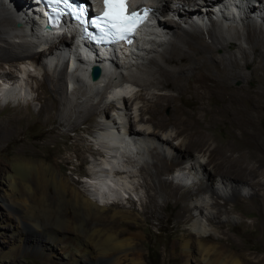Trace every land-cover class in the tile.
<instances>
[{
	"label": "bare ground",
	"instance_id": "1",
	"mask_svg": "<svg viewBox=\"0 0 264 264\" xmlns=\"http://www.w3.org/2000/svg\"><path fill=\"white\" fill-rule=\"evenodd\" d=\"M203 1L205 12L209 13L210 0H147L155 15H164L158 24L167 33L170 42L166 46L164 42L155 45L151 38L145 49L136 47L133 53L126 55L123 63L150 55L151 65L139 68L141 73L129 69L132 70L127 72L130 87L138 86L140 89L128 98H124L126 95L122 97L121 107L118 106L120 109L110 113L108 104L102 105L112 83L109 71L100 70V76L107 79L105 83L98 79L92 81L90 86L84 84L90 58L81 59L82 70L79 73L83 78H77L79 86H75L72 92L68 91L63 76L66 69H61L60 65L81 50L75 35L71 34L66 42L63 41L69 49L68 54L61 47L62 42L55 40L48 50L44 49L43 44L51 43V40L40 43L44 53L34 52L38 39L30 41L27 38L34 32L41 37L43 28L40 19L23 20L31 0H0V41L4 43L0 44V65L7 63L19 70L17 64L25 61L39 64L42 56L45 71L42 77L28 74V81H25L16 77L14 69L3 70L1 75L4 78L11 75L14 81L1 79L3 77L0 75V93L15 95L24 92L27 96L31 89H36L32 84L35 78L42 79L40 86H46L43 96L41 94L27 100L13 96L6 104L0 105V110L11 108L15 113H20L21 116L14 117L19 123L29 120L23 114L34 112L37 116L46 114L48 122L68 125L94 119L100 115V108L103 107L106 110L103 117L107 120L100 121L96 142L103 147L97 150V154L106 156L100 161L93 159V163L109 167L125 165L126 170L115 172L121 175L119 182L134 193L145 187L150 197L149 202H144L146 207L152 202L161 208L156 198L158 194L165 195V203L170 200L187 202L193 196V199L197 198L196 203H186L172 215L174 218H184L187 213H192V217L196 211L201 217L194 223L195 234H187L181 242L182 264H264V254L260 256L258 251L253 257L227 247L223 243L227 237L219 231L226 228V223L232 217L235 210L232 203L243 200L247 195L260 198L259 206L264 211V184L234 176L230 177L232 181L220 174L223 185L215 187L209 183L213 172L209 168L211 156L207 153L214 146L212 153L224 160L220 165L226 170L264 171V133L259 126V121L264 117V25L255 18L245 16L240 20L244 30H236L233 34L232 30L214 21L208 29L195 27L189 21L190 13L184 10L172 14L174 6L179 4L197 6L198 13ZM144 2L130 0L129 7L141 6ZM261 4L264 5V0ZM247 9L249 12H260L256 5H249ZM19 21L22 22L20 30L23 33L15 28ZM173 27L178 31H173ZM203 30H206L208 38ZM153 35L150 34L151 37ZM14 37L21 41L12 40ZM240 39L244 40L245 45ZM230 45H235V49H230ZM158 47L161 51L156 56L155 48ZM111 56L108 52L100 55L103 60H109ZM116 70L121 72L123 69L117 66ZM126 88L129 87L119 88L117 93ZM164 88L176 93L172 94ZM179 98L194 100L196 107L185 111L180 108ZM37 101L41 104L39 110L33 106ZM113 103L110 108L116 105ZM166 109L171 110L170 115L165 114ZM148 121L158 124L154 126ZM161 122H169L173 128H167ZM224 122L229 125L232 140L221 143L213 129ZM11 123L14 122L7 123L8 127L0 125V140L15 134ZM126 135L133 137L131 147L137 158L144 159L146 153L151 156L155 171L146 161L138 170L139 159H132L128 153L120 151L123 146L121 139ZM182 148L190 155L199 150L197 155L184 162L186 172L183 179L188 186H176L162 177L169 170L170 161L181 163L180 157L184 154H179L177 150ZM118 159H121L120 163ZM11 164L13 170L5 179V186L1 187L6 193L2 201L6 205H15L16 210L15 217L10 213L0 215V237L4 239V245L9 246L6 249L0 247V262L4 263L29 249L47 264H147L143 249L139 246L142 234L130 233L118 227L120 221L135 223L141 214L132 207L113 203L116 197L110 199L105 195L106 188L111 191L112 180L99 176L91 181V185L86 184L83 190L45 160L18 156ZM196 173L199 177L192 176ZM138 177L142 181L136 182ZM248 187H251V192H246ZM51 189L55 190L54 195L50 193ZM70 207L71 216L68 215ZM43 216L50 220L48 225L39 224L45 219ZM223 217L226 219L223 220ZM23 222H29L32 229L24 226V232L21 226ZM50 226L53 228L47 229ZM39 231L48 232L50 237L45 238L47 235L39 234ZM35 232L36 237L32 234ZM29 239L33 241L32 244L27 241ZM44 242L49 246H44ZM55 249L62 252L58 254Z\"/></svg>",
	"mask_w": 264,
	"mask_h": 264
},
{
	"label": "rangeland",
	"instance_id": "2",
	"mask_svg": "<svg viewBox=\"0 0 264 264\" xmlns=\"http://www.w3.org/2000/svg\"><path fill=\"white\" fill-rule=\"evenodd\" d=\"M27 2H30V0H27ZM214 22H211V25L207 27L206 29L211 28ZM19 23L21 26L20 21ZM181 24L185 26L183 23ZM15 28L20 33H23V31L20 30L21 28L19 27L18 24L15 25ZM224 28L232 30L233 34H235L237 30L235 28H228V27H224ZM174 30L178 31V28L173 27V31ZM243 30H244V27L242 31ZM205 31L206 30H203L204 36L208 38ZM39 38L40 36L34 32V34L31 37H28L27 39L30 41H34ZM12 40L21 41L20 39L16 37L12 38ZM45 40L52 41L51 43L43 44L44 49L48 50L50 46L53 44L54 39L53 38L49 39V36H47ZM165 41L163 45L166 46L170 42L169 37ZM240 42L243 43V45H245V42L243 39H240ZM0 44H4L3 41H0ZM160 49L161 48L156 50L154 55L157 56V54L161 51ZM230 49H235V45H230ZM34 50L35 49L33 48V51ZM34 52H39L41 54L43 53L42 51L38 50V47L36 48ZM149 56L150 55L146 54V56L142 57L140 60H137L134 62L126 61L125 63H123L121 67H123V65L124 66L126 65L127 67V70H125L126 76L129 73V71L132 72V70H134L133 72L135 73H141L139 71V68L150 66L151 64H150ZM20 64L26 65V66H22L24 67L22 68V67H19ZM20 64H17L16 66L17 68L19 67V70H17L16 68H13L7 63L5 65H0V69H1L0 75L1 73H3V70L7 71L11 68V69H14V73L16 77L20 75L19 72L21 71V73L24 74L25 76L24 80L28 81V78L26 75L28 74L33 75V74L32 73L26 74L31 68L27 66H30L32 63L30 62L28 63V61H25ZM32 65L35 66V70H36L35 74H37L39 77H42L45 72L44 67L42 65V56H41V63L39 64L33 63ZM81 65H82V60L81 62H79V66ZM129 69H132V70H129ZM79 70H80L79 72H81L82 66L81 68H79ZM1 76L3 77V75ZM63 76L65 77L66 73H64ZM81 77L83 78V75H80V73L79 75L73 74L72 83L73 84L77 83L76 86H79L78 81H76V79L77 78L82 79ZM1 79H5V80L8 79L9 81H14V78H12L11 75H9V77L5 76V78L3 77ZM25 81H23L24 84L26 83ZM40 83H42V79L39 80V78L38 79L35 78V80H33L32 84L34 85V89L36 88L35 89L36 91L35 90L32 91V89L31 90L29 89L30 90L29 96L32 94L33 95L29 97L28 99H31L32 97H36L37 95H39L40 97L41 94L43 96V94L46 93V86L45 85L40 86ZM125 87H129V88H126L125 91L126 92L130 91L131 93H126V97L124 98H128L131 95H133L134 94L133 90L135 88H138V90L140 89V87L138 86L130 87V82L127 86L125 85ZM74 88L76 87L74 86L71 92L74 90ZM164 89H162L161 91H163ZM166 90H168L172 94L176 93L175 90H170V89H166ZM107 93L108 91L105 93V97ZM39 102L40 101H37V103L35 102L36 104L35 103L33 104L34 109L39 110L41 108V104ZM113 102L114 101L106 103L104 99L102 102V105L108 104L110 108V104H114ZM9 104L12 105L13 102H10ZM144 104L145 103H142V105ZM179 104H180V108L184 109L185 111H190L196 107L195 102L192 99L179 98ZM109 108L107 109L109 110L108 112L115 113L116 109L119 107L115 105V106H112L110 109ZM100 109H101L100 115L96 116L94 119L81 123V124H79L78 122H75L76 124L72 122V124H68V125H58L57 123L54 124L52 122H48L46 118V114L43 116H37L34 112L29 113L28 115L23 114V116H28L29 120L27 123H19V121L14 117L21 116L20 113H15L13 109L11 108H8L7 110H4V111L0 110V125L3 124L8 127L7 123L12 121L14 123H11L10 127L13 126L15 129V134L13 136H11L8 139L0 140L1 142L0 143V215L6 216V214L10 213L12 217H15L16 207L15 205H12V204L6 205L3 203L2 198L5 197L6 193L1 187L5 186L4 185L5 179L8 177V175L13 170V165L11 164V162H13V160L17 158L18 156H23L29 159H36V160L41 159V160H45L48 163L53 164L55 168L61 174H63V176L69 177L70 180L73 183H75L76 186L84 190V187L87 185L85 184L82 187L81 186L82 183L77 181V178H80L79 174L87 173V168L86 166H84V164L87 165L90 162L89 159L91 157H98L100 161V159H104L106 156V154H103V156L101 157L100 155L97 154L98 153L97 150L101 149L100 147L102 146H98L96 141L95 143L92 144L90 141L86 139V136L91 133V130L93 129L100 130L99 127H100V121L102 120V118L107 120L105 117H103L105 115L104 113L106 112V110L103 109V107H101ZM170 112H171L170 109H166L165 114L170 115ZM52 115H53V112H51L50 116ZM161 123L167 128H171V127L173 128V125L169 122H161ZM148 124L157 126L158 123L148 121ZM259 126H260L261 131L264 133V117L259 121ZM213 131L218 136L217 140H220L221 143L225 141L228 142V140L229 141L232 140L229 134V125L227 122H224L218 126H215ZM213 147L214 146H212L211 149L208 150L207 152L211 156V162H210L209 168L213 172L211 178H209L210 184L214 185L215 187L222 186L223 179L220 177V174L223 175L225 179H229V180H232L230 179V177L234 176L236 178L247 180L252 183L256 182V183L264 184V171L260 173V172H253V171H236L235 169L226 170L224 168H221L220 164L224 160L221 159V157L218 156V154L214 152L212 153ZM177 151L181 155L184 154V156L180 157L181 163L177 164L174 161L173 162L170 161V168L168 171H166L163 174L162 177L166 180L168 179L172 181L174 185L179 186L178 184H175L173 182V179L171 177V170L173 169L174 166L184 165V162H186V160H189L195 155H197V153H199V150L192 152L191 155L185 149L183 151V148L182 150H177ZM17 153L20 155H18ZM137 157L135 159H139L137 162L138 170L141 168L142 166L141 164H143L144 161H146L147 163H149L150 169L152 171H155V169L152 167L153 161L149 154L147 153L144 154L143 156L144 159L137 158ZM132 159L134 158L132 157ZM118 162H119V159H118ZM123 162L124 164H126L125 157H124ZM137 169H135V171H137ZM192 176H198V175L196 173V175H192ZM138 179L137 180L135 179V181L136 182L142 181L141 177L140 178L138 177ZM123 182H125L124 179H123ZM119 183L122 184V189L124 191L125 189L127 191H132V190H129L127 188V185H125L124 183L122 182H119ZM263 186H262V192H264ZM248 191L250 192L252 191L251 187H248L246 192ZM50 193L54 195L55 190L51 189ZM152 193L154 192L152 191ZM246 195L247 194H245V196ZM194 197L195 196H193L190 199V201H187V202H182V201L177 202V201L170 200L165 203V195L158 194L156 198H157V201L160 203L161 208L153 204L152 202L146 207L144 205V202L146 201L149 202L150 197L148 195L147 189L143 187V188H140L138 192L134 193L133 198L130 197L131 198L130 203H127L126 205L120 204L122 206L132 207L135 209V211H138L141 214V216L139 215V219H137L135 223L131 224L129 222L120 221L118 223V227H120L121 229H126L127 232H130V233L138 232L142 234V238L139 241V244H140L139 246L142 247L143 249L144 259L147 264H182L183 258H182V251H181L182 250L181 242L183 241V238L187 234H195L194 223L195 221H197V219L201 217L199 216V214L198 215L196 214V211L193 212L195 215L193 214L192 217H190L192 213L191 214L187 213L184 218H178V217L174 218L172 215L175 211L181 209L186 203L188 205L193 204V202L196 203L198 200L197 198L193 199ZM67 198L71 199V196L67 195ZM134 198L138 199L139 201L138 200L134 201L135 200ZM232 204H234L235 206V210L232 214V217L229 218V222L226 223V228L219 229L222 235L227 237L225 241L226 243L225 242L223 243L232 250L243 252L246 254L249 253L253 257L255 256V253H257V251H258V254H260V256H263L264 254V211L261 210L259 206L260 198H257V196L251 197V195H247L246 198H243V200L236 201ZM68 210H69L68 215L69 216L73 215L72 208L70 207L68 208ZM43 217L45 219H43V221H41L39 224L46 223L48 225L50 220L46 216H43ZM225 219L226 218L223 217V220ZM21 226L24 232H25L24 226H26L29 230L32 229L30 227L32 225L29 222H23ZM50 228H53V227L50 226L47 229H50ZM38 233L47 235L48 232L39 231ZM32 234L35 236L37 235V232L32 233ZM49 237L50 235L45 236V238H49ZM213 238L215 237H212V239ZM27 241H29L30 244L33 243V241H30V239ZM43 245L49 246V244L45 242L43 243ZM0 247L3 249H6V247H9V246L4 245V239L1 237H0ZM25 247L28 248L30 246H25ZM55 251H57L58 254L62 252L61 250H58V249H55ZM0 264H47V263L44 261L42 257H39L33 251H30L29 249L27 250L25 249V251H22L19 255H14L11 259L7 260L4 263L0 262Z\"/></svg>",
	"mask_w": 264,
	"mask_h": 264
},
{
	"label": "snow or ice",
	"instance_id": "3",
	"mask_svg": "<svg viewBox=\"0 0 264 264\" xmlns=\"http://www.w3.org/2000/svg\"><path fill=\"white\" fill-rule=\"evenodd\" d=\"M48 3L53 5L52 11L57 14L60 12L58 7L60 5L69 11H75L71 0H48ZM129 5L130 0H104V14L91 21L83 19L81 23L85 26L91 23L97 29L99 42L126 40L144 23L150 11L147 8L142 9L143 15H141V11H129ZM82 15L83 12L77 16V19H80ZM85 32L91 38L92 34L88 33L87 27H85Z\"/></svg>",
	"mask_w": 264,
	"mask_h": 264
},
{
	"label": "clouds",
	"instance_id": "4",
	"mask_svg": "<svg viewBox=\"0 0 264 264\" xmlns=\"http://www.w3.org/2000/svg\"><path fill=\"white\" fill-rule=\"evenodd\" d=\"M200 13H201V11H199ZM206 16V15H205ZM207 17V16H206ZM236 23L235 24H241V21H240V19H239V21H235ZM211 25V24H210ZM221 25H223V24H221ZM262 25H264V24H262ZM224 26V25H223ZM225 27V26H224ZM226 27H228V28H235V29H237V27H230V26H226ZM237 30H242V24H241V29H237ZM96 129H93V130H91V133L93 132V131H95ZM91 133L89 134V135H87L86 136V139L88 140V141H90L87 137H90V136H92L91 135ZM91 142V141H90ZM92 143V142H91ZM93 144V143H92ZM131 157H133L134 159L137 157V155L135 154V152H132V153H128ZM97 160L98 159V157H91L89 160H90V162L86 165V164H84V166H86V168H87V173L86 174H79V176H80V178H77V181L78 182H80V183H82V185H84L85 183H83L82 181H81V179L82 178H88L89 177V174H90V172H91V167H90V164H91V162H92V160ZM183 167H184V165H179V166H174L173 167V169L171 170V177L173 178V182L175 183V184H179V185H183V186H188V183L187 182H181V181H176L175 180V174H176V172L177 171H182L183 172V174H184V172H186V170H184L183 169ZM81 185V186H82ZM80 188V187H79ZM126 190V189H125ZM125 193V191L123 192V194ZM126 194V193H125ZM134 194V193H133ZM133 197V196H132ZM131 197V198H132ZM124 198V197H123ZM131 198H129V200L128 199H125L124 198V200H122V201H120V202H113V203H117V204H122V205H126L127 203H130L131 202ZM138 199H135L134 201H137ZM139 201V200H138Z\"/></svg>",
	"mask_w": 264,
	"mask_h": 264
},
{
	"label": "water",
	"instance_id": "5",
	"mask_svg": "<svg viewBox=\"0 0 264 264\" xmlns=\"http://www.w3.org/2000/svg\"><path fill=\"white\" fill-rule=\"evenodd\" d=\"M20 27V25H19ZM100 68L98 66H94L90 71V78L92 81H97L100 79Z\"/></svg>",
	"mask_w": 264,
	"mask_h": 264
}]
</instances>
